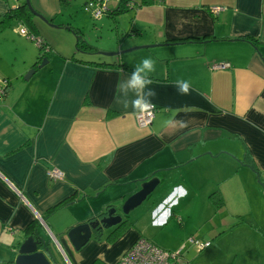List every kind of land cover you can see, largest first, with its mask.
I'll return each mask as SVG.
<instances>
[{
    "label": "crops",
    "instance_id": "1",
    "mask_svg": "<svg viewBox=\"0 0 264 264\" xmlns=\"http://www.w3.org/2000/svg\"><path fill=\"white\" fill-rule=\"evenodd\" d=\"M29 1L52 20L51 31L60 38H51L35 16L37 35L16 20L0 33V78L9 87L0 101V261L16 258L34 219L52 253L53 244L40 229L61 253L59 243L68 244L69 264L117 263L139 238L154 243L158 234H166L165 245L175 250L178 242L167 240L178 241L186 234L181 229L201 220H212L218 228L230 225L231 231L241 224L261 231L264 0H151L121 19L106 15L114 25L107 35L114 34V41L90 45L95 53H122L91 54L86 60L114 61L131 70L70 59L76 36L67 27L83 38L82 27H72L68 19L71 0ZM22 2L0 0V17ZM115 4L110 0L107 6ZM216 7L222 10L213 14ZM23 28L27 35L20 33ZM29 37L43 40L51 51L47 63L24 80L39 60L38 46ZM144 46L149 47L136 49ZM148 57L155 61L149 73L154 118L149 127L139 128L138 111L131 106L135 97L123 84ZM221 64L229 67L211 69ZM178 81L189 84L187 94L178 91ZM53 169L64 178L49 180L46 172ZM151 178L160 183L141 208L146 215L131 216L134 227L120 246L93 244L84 259L72 254L66 236L71 227L110 208L118 212ZM213 193L224 203L218 209L210 199Z\"/></svg>",
    "mask_w": 264,
    "mask_h": 264
},
{
    "label": "rangeland",
    "instance_id": "2",
    "mask_svg": "<svg viewBox=\"0 0 264 264\" xmlns=\"http://www.w3.org/2000/svg\"><path fill=\"white\" fill-rule=\"evenodd\" d=\"M84 1L87 0H71L72 8L70 10L68 18L72 23L70 25H72V27L76 26L74 25L75 23H77V25H80L82 27L81 32L83 38L86 42L94 47L103 43V45H106L114 41V34L113 36L107 35L109 31L111 33L114 31L113 23L105 17L106 14L101 17H105L102 22H100V20H93L91 15L82 9L83 4L85 3ZM123 16L124 15L119 17V19H121ZM105 24L109 26H106ZM45 26V28H47L45 29V32H49L48 35H50L51 38H60V35H57L55 31H51L52 28H50V25L46 24ZM40 36H42L46 40V36H44L41 32ZM32 43L35 44L34 42ZM101 52L103 51L98 49V54H96L99 55ZM56 56L57 52L55 53L54 50L52 57ZM147 202L148 200H146V202L144 201V204L142 203L139 207L131 211L126 218H128V220L132 222L131 216H135L137 214H142L145 216L146 211H144L143 213L140 212L142 210L141 208L145 206ZM121 208L122 205L118 208L119 213H121ZM263 213L264 211L262 212V214ZM143 218L145 219L146 217ZM232 223L234 224V221ZM133 227L134 226H130L129 224L126 228L119 231L118 234L116 233L117 236L115 237V239H112L110 241L107 240V235L105 233L100 238L92 236L90 241L81 250L73 251L72 254H75L77 258L84 259V254L89 250V248H91V246H93V244L107 243V246L109 247L112 245H114V247L120 246L122 244V241L126 238L130 229H132ZM229 227L230 225L218 228L217 226H215L212 220H201L198 222H193L192 224H188L186 225V227L181 229L186 234L180 236L178 241H175L174 238L170 241L169 239L167 240L168 243L170 242L173 244L178 242L177 249L175 250L168 248L171 247V244H168V246L165 245L166 239L164 235L166 236V234H164L163 236L158 234V237H156L153 242L165 251H169L171 253L180 251L178 264H264V227L261 228L260 232L254 231V229L256 228H248L243 226L242 224L238 227L236 226L235 230L233 231H231ZM168 229L172 230V227L170 226L168 227ZM40 230L42 231V234H44V236L48 239V241H51V243L53 244V255L57 264H69V260H73V256L69 254L67 247L68 244L66 243L67 246H65L64 244L59 243L62 251L64 252L63 254L61 253L58 246L53 242L52 237L45 230V228ZM174 230L177 231L178 228L175 227ZM190 237L202 244L208 242L209 245L206 248L199 250L189 242ZM56 240H58V238ZM123 255L124 254L122 253L118 257L117 261ZM91 262H89V264H101L97 260H94L92 263Z\"/></svg>",
    "mask_w": 264,
    "mask_h": 264
},
{
    "label": "water",
    "instance_id": "3",
    "mask_svg": "<svg viewBox=\"0 0 264 264\" xmlns=\"http://www.w3.org/2000/svg\"><path fill=\"white\" fill-rule=\"evenodd\" d=\"M25 5L31 12V14L37 17L39 20L53 27L51 20L44 17L35 11L29 0H25ZM85 41V39H84ZM86 42V41H85ZM87 43V42H86ZM90 45V44H89ZM149 46L138 47L148 48ZM122 52H101L100 55L104 57H117ZM47 63L45 58L42 59L41 64L37 68H42ZM35 73V69L32 68L24 77V80H28ZM160 183V179L151 178L145 180L140 189L125 200L121 208V214L128 216V214L139 207L144 201L148 200L153 194L155 189ZM117 214L114 208H110L104 214H100L97 217L88 220L87 222L80 223L71 227L67 233V239L75 251L81 250L96 234L103 235L106 231L118 226L123 217ZM26 238L19 245L17 250V256L12 261L13 264H57L54 255L51 251L50 242H46L39 233L38 227L33 230V233L29 236L24 235Z\"/></svg>",
    "mask_w": 264,
    "mask_h": 264
},
{
    "label": "trees",
    "instance_id": "4",
    "mask_svg": "<svg viewBox=\"0 0 264 264\" xmlns=\"http://www.w3.org/2000/svg\"><path fill=\"white\" fill-rule=\"evenodd\" d=\"M129 2H132L133 5H128ZM151 0H116V4L113 8H107L108 10L105 12V14L110 17L111 19H115L118 16H121L127 12H129L131 9H134L135 6H141V5H149L151 4ZM34 16L31 14L29 9L26 7L25 2L20 3L16 8L9 9L7 12L0 17V33L1 31L10 24L11 21L16 20L20 21L22 24H24L28 29L33 33L34 35H37V30L35 28V25L33 23ZM52 21V20H51ZM69 31H72L74 35L76 36V46L75 51L73 55L70 57V59L80 63V64H86L90 66H94L96 68H113V67H120L124 69H129L127 65L118 63V62H94V61H88L86 58H89L87 56H90L91 54H96L93 52L94 48L86 43L83 38L81 37L80 32L77 29L68 28ZM255 41V40H254ZM254 43V42H253ZM39 50V60H42L46 57L47 54L50 53L51 48L48 44H46L42 40L41 46L38 47ZM39 60L36 61V63L33 65V68H37V64L39 63ZM133 71V70H132ZM5 81V79H4ZM3 94H6V91H8L9 87L6 83V86L4 87ZM8 88V89H7ZM252 164V163H251ZM210 199L212 201V204L216 209L222 207L224 205L223 200L219 194H211ZM131 225V222L128 220V218L123 217L122 222L116 226L115 228L111 229V231L107 235V240L110 241L112 239H115L118 232L122 229L126 228L128 225ZM40 226V223L34 219L33 222L28 225V227L25 229V235H31L33 233V230H35L37 227ZM117 233V234H116ZM97 238H100L102 235L99 233L95 235ZM0 264H13L12 261H0Z\"/></svg>",
    "mask_w": 264,
    "mask_h": 264
},
{
    "label": "built area",
    "instance_id": "5",
    "mask_svg": "<svg viewBox=\"0 0 264 264\" xmlns=\"http://www.w3.org/2000/svg\"><path fill=\"white\" fill-rule=\"evenodd\" d=\"M110 0H92L87 2L83 6V10L91 15L93 20L99 21L105 12L108 10L107 3ZM128 5L132 6L133 3L129 2ZM222 9L219 7L213 8L211 11L213 14H218ZM20 33L22 35H27L28 32L23 28ZM35 44L39 47L42 44V41L29 37ZM228 64L215 65L212 70H223L228 68ZM6 82L0 78V101L2 100L4 87ZM154 118V109L153 107L147 112L138 111L135 120L139 128L149 127ZM46 177L51 181H58L64 178V174L56 169L48 170L46 172ZM189 242L197 247L199 250L206 248L209 243L202 244L193 238L189 239ZM180 251L176 253H171L165 251L155 245L154 243L148 241L145 238H139L131 248L117 261L116 264H178L179 262Z\"/></svg>",
    "mask_w": 264,
    "mask_h": 264
},
{
    "label": "clouds",
    "instance_id": "6",
    "mask_svg": "<svg viewBox=\"0 0 264 264\" xmlns=\"http://www.w3.org/2000/svg\"><path fill=\"white\" fill-rule=\"evenodd\" d=\"M155 68V61L151 58H144L137 64L127 80L123 84V89L126 93L131 92L134 99L131 100V106L134 110L140 112H147L153 107L151 97L155 92L149 88L152 81L149 79V73L153 72ZM178 91L182 94H187L189 91V84L187 82H177ZM125 107H128V102L125 101Z\"/></svg>",
    "mask_w": 264,
    "mask_h": 264
},
{
    "label": "flooded vegetation",
    "instance_id": "7",
    "mask_svg": "<svg viewBox=\"0 0 264 264\" xmlns=\"http://www.w3.org/2000/svg\"><path fill=\"white\" fill-rule=\"evenodd\" d=\"M117 214H118V215H120L121 213H118V212H117ZM104 215H105V214H104ZM121 216L123 217V215H122V214H121Z\"/></svg>",
    "mask_w": 264,
    "mask_h": 264
},
{
    "label": "bare ground",
    "instance_id": "8",
    "mask_svg": "<svg viewBox=\"0 0 264 264\" xmlns=\"http://www.w3.org/2000/svg\"><path fill=\"white\" fill-rule=\"evenodd\" d=\"M92 1V0H91ZM4 80V79H3ZM43 221V220H40V222ZM115 228V227H114Z\"/></svg>",
    "mask_w": 264,
    "mask_h": 264
}]
</instances>
